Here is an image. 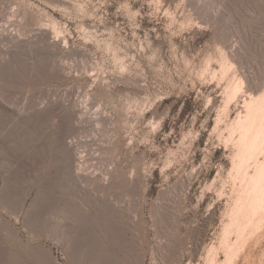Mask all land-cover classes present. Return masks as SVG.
I'll use <instances>...</instances> for the list:
<instances>
[{"label":"rangeland","instance_id":"374dc122","mask_svg":"<svg viewBox=\"0 0 264 264\" xmlns=\"http://www.w3.org/2000/svg\"><path fill=\"white\" fill-rule=\"evenodd\" d=\"M263 92L264 0H0V264H224Z\"/></svg>","mask_w":264,"mask_h":264},{"label":"bare ground","instance_id":"6f19581e","mask_svg":"<svg viewBox=\"0 0 264 264\" xmlns=\"http://www.w3.org/2000/svg\"><path fill=\"white\" fill-rule=\"evenodd\" d=\"M240 88L241 82L239 81L229 89L234 96ZM241 110L230 126L232 134H237L234 144L236 146L235 156L238 159L237 162L240 163L251 159L264 140V92L258 96H252V94L247 96ZM255 160L257 161V159ZM236 164L234 163V165ZM253 170V174L250 176L247 174L241 184V194L232 207L229 223L223 228L225 236L224 233L222 235L224 238L228 237L227 234L234 233L235 235L232 244L227 241H224V244L221 243L222 246L225 245L226 249L224 251V264H236L248 242L256 236L264 225V160L255 162ZM224 238H221V242L227 240ZM210 253L208 254L210 255ZM210 264L214 263L210 262Z\"/></svg>","mask_w":264,"mask_h":264},{"label":"crops","instance_id":"0c3cea01","mask_svg":"<svg viewBox=\"0 0 264 264\" xmlns=\"http://www.w3.org/2000/svg\"><path fill=\"white\" fill-rule=\"evenodd\" d=\"M261 236H262V234L259 235L256 239L251 240V241L248 243L246 249H245L244 252L240 255V257H239L238 261L236 262V264H237L240 260L242 261V264H245V262L248 260V257H249V255H250V250H251V248H252L253 246L258 245V243L261 241Z\"/></svg>","mask_w":264,"mask_h":264}]
</instances>
